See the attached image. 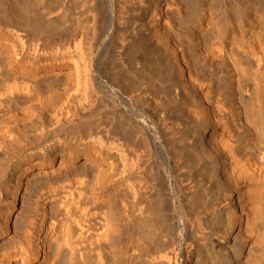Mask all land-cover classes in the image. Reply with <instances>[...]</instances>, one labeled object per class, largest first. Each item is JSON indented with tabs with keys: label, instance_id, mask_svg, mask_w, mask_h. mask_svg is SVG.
I'll list each match as a JSON object with an SVG mask.
<instances>
[{
	"label": "bare ground",
	"instance_id": "1",
	"mask_svg": "<svg viewBox=\"0 0 264 264\" xmlns=\"http://www.w3.org/2000/svg\"><path fill=\"white\" fill-rule=\"evenodd\" d=\"M0 264H264V0H0Z\"/></svg>",
	"mask_w": 264,
	"mask_h": 264
}]
</instances>
